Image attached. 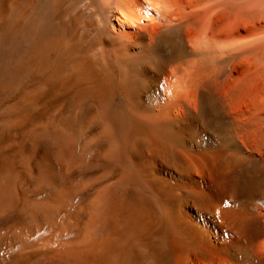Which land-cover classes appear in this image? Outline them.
<instances>
[{
	"label": "bare ground",
	"instance_id": "1",
	"mask_svg": "<svg viewBox=\"0 0 264 264\" xmlns=\"http://www.w3.org/2000/svg\"><path fill=\"white\" fill-rule=\"evenodd\" d=\"M0 264H264V0H0Z\"/></svg>",
	"mask_w": 264,
	"mask_h": 264
}]
</instances>
